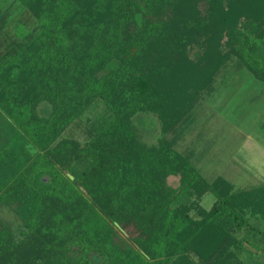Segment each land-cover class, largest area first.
<instances>
[{"label":"trees","instance_id":"16d2710c","mask_svg":"<svg viewBox=\"0 0 264 264\" xmlns=\"http://www.w3.org/2000/svg\"><path fill=\"white\" fill-rule=\"evenodd\" d=\"M18 1L35 21L0 29V264H243L264 184L208 181L168 134L228 61L264 83V0ZM96 102L88 139L62 137Z\"/></svg>","mask_w":264,"mask_h":264},{"label":"rangeland","instance_id":"374dc122","mask_svg":"<svg viewBox=\"0 0 264 264\" xmlns=\"http://www.w3.org/2000/svg\"><path fill=\"white\" fill-rule=\"evenodd\" d=\"M16 20L32 27L35 18L18 0H0V23L3 25L0 29L4 27L6 33L13 34ZM104 113L103 103L91 104L78 120L67 126L62 137H73L83 143L88 139V129L99 125ZM136 118L140 120L142 140L148 144L157 143L161 133L156 116L141 112ZM262 121L264 83L233 59L217 73L213 88L199 94L188 117L177 126L175 133L168 134V139L174 134L180 135L174 141V148L190 156L208 181L222 175L232 181L235 188L243 189L264 183V152L254 145L256 137L260 139L259 145L264 144ZM214 200V195L207 192L200 205L208 209ZM2 214L13 223L14 230L19 229L13 212L4 210ZM191 214L196 216L193 211ZM246 216L248 225L235 231L244 243L238 256L243 264H264V219L249 212Z\"/></svg>","mask_w":264,"mask_h":264},{"label":"crops","instance_id":"0c3cea01","mask_svg":"<svg viewBox=\"0 0 264 264\" xmlns=\"http://www.w3.org/2000/svg\"><path fill=\"white\" fill-rule=\"evenodd\" d=\"M3 39H5V34L4 35H1V33H0V53L2 52V51H4V48L3 47H1V40L3 41ZM262 126H264V121H262ZM264 132V131H263ZM255 142H254V145H256L255 146V148L257 147V150L259 149V150H263V152H264V144H262L261 143V145H259L258 143H259V141H260V139H259V137H256L255 138V140H254ZM257 142V143H256ZM258 144V145H257ZM226 179H227V177H225ZM232 182V181H231ZM233 183V182H232ZM262 184H264V183H262ZM260 185V184H259ZM253 186V185H252ZM245 188H247V187H245Z\"/></svg>","mask_w":264,"mask_h":264},{"label":"water","instance_id":"95a60500","mask_svg":"<svg viewBox=\"0 0 264 264\" xmlns=\"http://www.w3.org/2000/svg\"><path fill=\"white\" fill-rule=\"evenodd\" d=\"M70 177H72L70 174H69Z\"/></svg>","mask_w":264,"mask_h":264}]
</instances>
